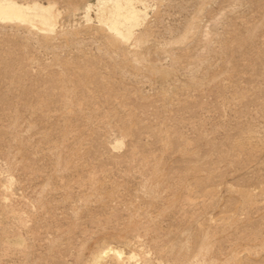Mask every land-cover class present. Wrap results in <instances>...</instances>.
Wrapping results in <instances>:
<instances>
[{
    "label": "rangeland",
    "instance_id": "obj_1",
    "mask_svg": "<svg viewBox=\"0 0 264 264\" xmlns=\"http://www.w3.org/2000/svg\"><path fill=\"white\" fill-rule=\"evenodd\" d=\"M16 1L57 20L0 21V264H264V0H142L125 44Z\"/></svg>",
    "mask_w": 264,
    "mask_h": 264
},
{
    "label": "bare ground",
    "instance_id": "obj_2",
    "mask_svg": "<svg viewBox=\"0 0 264 264\" xmlns=\"http://www.w3.org/2000/svg\"><path fill=\"white\" fill-rule=\"evenodd\" d=\"M56 6L55 3L49 1L28 4L16 0H0V21L24 24L42 33L51 32L57 20ZM147 7L148 4L142 0H96L95 19L112 34L114 39L125 44L129 40L132 41L133 29L141 23V11H146ZM90 9L91 6H88L85 12L87 20L90 18ZM133 252L125 253L111 247L102 250L104 255L111 253L117 264H135L136 252ZM99 258L101 256H98L96 261Z\"/></svg>",
    "mask_w": 264,
    "mask_h": 264
}]
</instances>
